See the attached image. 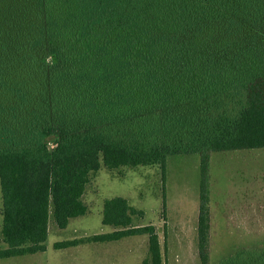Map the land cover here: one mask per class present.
<instances>
[{
    "label": "trees",
    "instance_id": "16d2710c",
    "mask_svg": "<svg viewBox=\"0 0 264 264\" xmlns=\"http://www.w3.org/2000/svg\"><path fill=\"white\" fill-rule=\"evenodd\" d=\"M259 148L264 0H0V259L46 251L50 219L86 215L102 166L164 175L169 157L199 154L198 257L211 264V154ZM135 216L108 198L112 232L55 248L148 235L143 264H165L156 226Z\"/></svg>",
    "mask_w": 264,
    "mask_h": 264
},
{
    "label": "rangeland",
    "instance_id": "374dc122",
    "mask_svg": "<svg viewBox=\"0 0 264 264\" xmlns=\"http://www.w3.org/2000/svg\"><path fill=\"white\" fill-rule=\"evenodd\" d=\"M209 175L211 264H264V148L214 152ZM200 183L199 154L169 157L164 175L158 164L102 166L91 174L83 195L86 215L72 219L66 229L50 219L46 251L0 259V264H143L148 235L55 248L56 242L112 232L102 213L104 201L115 196L144 212L135 216L134 226H156L165 264H200ZM2 207L0 186V229ZM6 247L0 234V248Z\"/></svg>",
    "mask_w": 264,
    "mask_h": 264
},
{
    "label": "crops",
    "instance_id": "0c3cea01",
    "mask_svg": "<svg viewBox=\"0 0 264 264\" xmlns=\"http://www.w3.org/2000/svg\"><path fill=\"white\" fill-rule=\"evenodd\" d=\"M259 213H260V211L257 212V215H260ZM213 225H214V224H213ZM0 231H1V229H0ZM246 249H250V248H246ZM252 249H253V248H252Z\"/></svg>",
    "mask_w": 264,
    "mask_h": 264
}]
</instances>
